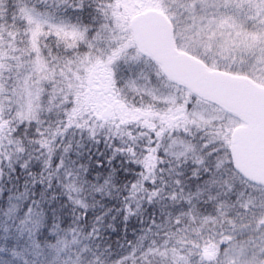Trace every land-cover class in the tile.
<instances>
[{"label": "snow or ice", "instance_id": "snow-or-ice-1", "mask_svg": "<svg viewBox=\"0 0 264 264\" xmlns=\"http://www.w3.org/2000/svg\"><path fill=\"white\" fill-rule=\"evenodd\" d=\"M249 135L264 0H0V264H264Z\"/></svg>", "mask_w": 264, "mask_h": 264}, {"label": "water", "instance_id": "water-1", "mask_svg": "<svg viewBox=\"0 0 264 264\" xmlns=\"http://www.w3.org/2000/svg\"><path fill=\"white\" fill-rule=\"evenodd\" d=\"M178 70L181 72H188V70L184 68H180ZM237 101L250 116L256 113L257 101L251 95L242 93L237 96ZM243 160L250 172L264 171V157L261 156L256 139L253 135H249L244 141Z\"/></svg>", "mask_w": 264, "mask_h": 264}]
</instances>
